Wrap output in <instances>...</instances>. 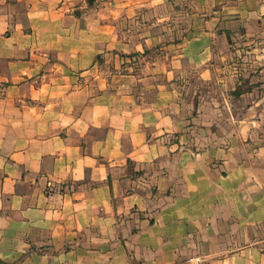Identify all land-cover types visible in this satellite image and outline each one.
I'll use <instances>...</instances> for the list:
<instances>
[{"label": "crops", "instance_id": "crops-1", "mask_svg": "<svg viewBox=\"0 0 264 264\" xmlns=\"http://www.w3.org/2000/svg\"><path fill=\"white\" fill-rule=\"evenodd\" d=\"M0 260L264 264V0H0Z\"/></svg>", "mask_w": 264, "mask_h": 264}, {"label": "rangeland", "instance_id": "rangeland-1", "mask_svg": "<svg viewBox=\"0 0 264 264\" xmlns=\"http://www.w3.org/2000/svg\"><path fill=\"white\" fill-rule=\"evenodd\" d=\"M244 32V30L242 29L240 32V44H249V45H255L257 44V42L259 41H256L257 39L254 38V42H253V39L250 38V39H247V36L243 37L242 36V33ZM238 38V36H231V35H228V40H226L227 42V45H235V39ZM225 47V46H224ZM231 49V48H230ZM230 49L228 47L227 49V52H226V56H227V67H226V71L228 72V74L231 75L230 72H234V69L235 67L238 65L237 63V57L238 56H235V54H232L230 53ZM253 59V57L251 55H248V60L251 61ZM251 66H247V68L243 67V71H242V85H239L238 89L236 90V92L238 91H244V90H248L250 88V85L248 84L249 83V78L253 75H256L258 73V68L256 66H253V62H250ZM257 65V64H256ZM236 73V72H235ZM245 77H249V78H245ZM235 92V93H236Z\"/></svg>", "mask_w": 264, "mask_h": 264}, {"label": "trees", "instance_id": "trees-1", "mask_svg": "<svg viewBox=\"0 0 264 264\" xmlns=\"http://www.w3.org/2000/svg\"><path fill=\"white\" fill-rule=\"evenodd\" d=\"M242 91H238L236 92L235 94L238 95V94H241ZM0 264H4L1 260H0Z\"/></svg>", "mask_w": 264, "mask_h": 264}]
</instances>
